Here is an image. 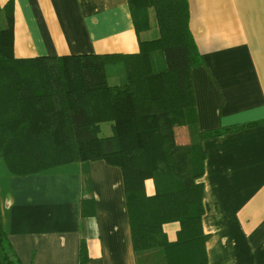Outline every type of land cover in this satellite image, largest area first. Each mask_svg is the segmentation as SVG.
I'll use <instances>...</instances> for the list:
<instances>
[{
	"label": "crops",
	"instance_id": "crops-1",
	"mask_svg": "<svg viewBox=\"0 0 264 264\" xmlns=\"http://www.w3.org/2000/svg\"><path fill=\"white\" fill-rule=\"evenodd\" d=\"M14 5L18 59L137 54L159 38L154 10L138 34L128 0H0ZM201 57L193 69L205 153L203 234L207 264H264V0H188ZM1 18V17H0ZM188 143L186 129L177 130ZM156 193L153 180L145 183ZM0 198L8 244L23 264H137L122 170L105 161L12 175L0 159ZM180 222L163 226L171 243Z\"/></svg>",
	"mask_w": 264,
	"mask_h": 264
},
{
	"label": "trees",
	"instance_id": "trees-1",
	"mask_svg": "<svg viewBox=\"0 0 264 264\" xmlns=\"http://www.w3.org/2000/svg\"><path fill=\"white\" fill-rule=\"evenodd\" d=\"M140 41L137 54H91L18 59L14 5L0 30V159L25 177L56 167L105 161L123 173L137 264H207L202 230L205 153L202 141L231 129L199 133L193 69L201 57L190 31L188 0H128ZM122 65L123 85L107 69ZM109 127L110 134L104 130ZM186 129L189 142L178 141ZM156 193L148 196L146 181ZM180 222L178 241L163 230ZM80 264H88L85 242ZM0 264H23L8 244L0 198ZM29 264H33L32 262Z\"/></svg>",
	"mask_w": 264,
	"mask_h": 264
},
{
	"label": "rangeland",
	"instance_id": "rangeland-1",
	"mask_svg": "<svg viewBox=\"0 0 264 264\" xmlns=\"http://www.w3.org/2000/svg\"><path fill=\"white\" fill-rule=\"evenodd\" d=\"M0 17V19L4 21L3 14H1ZM107 71V78L110 85H123L126 82V72L122 65H111L108 67ZM104 133L110 134L109 127L104 130Z\"/></svg>",
	"mask_w": 264,
	"mask_h": 264
}]
</instances>
